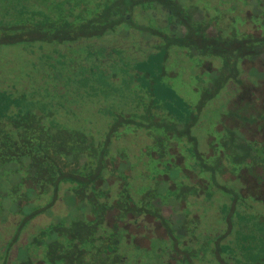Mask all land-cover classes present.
<instances>
[{
    "label": "trees",
    "instance_id": "1",
    "mask_svg": "<svg viewBox=\"0 0 264 264\" xmlns=\"http://www.w3.org/2000/svg\"><path fill=\"white\" fill-rule=\"evenodd\" d=\"M199 1L208 21H216L219 27L213 39L201 34V30L196 34L191 29L188 38L165 35L166 43L158 44L162 29L152 28L160 25L153 22V13L162 16L160 6L166 5L164 0H107L97 4L102 7L92 17L78 22L74 20L79 14L72 5L81 6V0H58L63 5L59 4L58 20L51 16L39 20L37 8L26 6L28 10L24 11L23 5L19 8V24L4 25L8 32L0 33V39L6 36V42L15 44L23 39H18V30L24 29L29 40L45 39L59 46L58 59L59 55L74 54L79 65L81 61L84 65L82 73L69 77L72 80L68 83L57 82L58 90L49 83L50 73L30 89L7 78L0 88V218L20 213L24 225L39 213L60 205L57 201L62 197L69 200L71 208L49 225L56 228L50 242L42 244L22 235L28 246L20 256L23 264L32 262L26 250L31 245L53 244L57 246V255L69 234L76 245L95 246L100 244L96 240L101 237L107 238V246L112 245L115 233L106 216L115 205L119 207L117 218L129 211L155 213L173 233L175 223L166 219L156 205L159 196L168 199L175 213H183L182 227L185 224L186 228L198 231L193 247L185 248L197 264H206L211 257L220 264H264V36L261 40L255 36L249 39L241 30V12L248 1ZM133 4L141 7L139 13L145 19L140 26L128 20ZM151 4L156 10L149 9ZM146 9L147 19L143 15ZM231 12L236 13L227 31L222 25L226 13ZM147 27L154 33L156 43L134 48L133 40L143 39ZM165 30L172 32L168 26ZM11 31L15 37L10 35ZM132 35L133 40L128 38ZM115 36L120 40L127 37L128 41L112 42ZM176 44L187 47V56L198 53L193 66L200 65L211 72L196 104L192 103L193 87L188 86L189 95L185 98L174 89L170 76L176 72L167 61ZM173 53L178 58L176 51ZM57 57L44 61L42 66L50 70L54 62L62 64ZM72 86L85 90V104L97 109L95 117L104 119L105 132L96 130L95 119H88L81 128L69 127L68 121L59 120V108L69 113L61 98ZM118 97L132 108L129 113H117ZM82 103L69 108L81 112ZM204 121H209L207 127L211 125L213 129L205 136L208 147L201 143L199 133ZM125 126L131 127V131L127 132ZM138 131L153 138V157L163 171L142 169L134 179L133 165L143 167L146 162L135 163L132 155L116 152L115 143ZM148 177L153 184L146 186ZM132 181L142 183L135 186L133 194ZM248 196L253 201H246ZM216 205L222 223L218 218L215 223L210 211ZM205 220L210 223L206 229L211 225L224 229L203 234L200 228ZM43 233V239L48 240L45 231L39 237ZM12 236H6L12 237L9 248L18 245L19 236ZM207 239L214 241V251H204Z\"/></svg>",
    "mask_w": 264,
    "mask_h": 264
},
{
    "label": "flooded vegetation",
    "instance_id": "2",
    "mask_svg": "<svg viewBox=\"0 0 264 264\" xmlns=\"http://www.w3.org/2000/svg\"><path fill=\"white\" fill-rule=\"evenodd\" d=\"M164 1L166 5L160 6L162 9V16L156 17L155 13H153V18H155L153 22L156 24L160 23V25L157 24V26H153L152 28L158 27V29H162V37H158L157 39V42H159L158 44L164 45L166 43L165 35H170V37L174 38L180 35L178 38H181V40L188 38L189 30L191 29H194L196 34L201 30V34L206 35L207 38L213 39L216 37L215 34L218 30H215V28L219 27H217L216 21H208V16H206L205 11H203L202 7L198 6L201 4V1L195 5L190 3L192 0ZM245 1H248V4L243 7V12H241L242 22H240L239 25L243 29L244 36L248 34L249 39L255 36V38L261 40L264 36L263 0H255L253 5L250 4L252 0H244V2ZM138 7L141 8L133 4L131 9L133 10L131 13L132 18L128 15V20L133 25L136 24V26H140L141 22L145 20L143 16L140 15V9ZM153 7V4H151L149 9ZM152 10H156V8ZM196 25H198L199 28L196 27ZM247 25H249V27H247ZM167 26L172 32H167L165 30ZM144 34L145 37H143V39L140 38L139 42L135 39L133 40L132 45L134 48H136L138 44H141L142 48L145 44L150 46L156 43V37L154 33L151 32L150 27H147V31ZM152 40L154 41L153 44L151 43ZM259 45L261 44L257 46ZM190 197L189 199H192L193 195L191 194ZM114 200H117V198ZM156 201V205L160 207L161 214L166 219L175 223L177 228L173 233L168 230L164 221L155 213L142 211L138 214H134L129 211L123 218H117L119 207L115 205L116 207H112L109 214L106 216L109 225L112 227L113 233H115L112 245L107 246L108 240L103 237L96 240V243L100 244L95 246L91 244L76 245L75 242L71 240V235L69 234L66 235L68 241L62 245L59 251H56L57 255H55L57 246L52 244L49 247H44V245H42L45 241L50 242L51 239L53 240L55 236V226L53 228L49 226L51 225L50 218L52 214L58 213L57 208L55 209V205L51 207L50 210L39 213V215L30 219L24 225L22 224L23 214H8L0 218V235L3 236V239L0 237V264H23L20 256L22 255L23 249L25 250L28 246L26 247L27 241L23 240L22 235L25 237L28 235L29 238L33 237L35 239L34 241L38 240V242L42 243L41 246L32 243L33 245L26 249L27 254L32 259L31 264H197L195 259H190L188 256L189 250L187 251L185 248L193 247V242L196 239L198 231L195 229L193 230L191 227L186 228L185 224L184 227H182V220L184 219L183 213H181V215H179V212V214L175 213L172 204L169 203L165 196H159ZM57 202H61V214L64 216L68 214V211L71 210L68 206L69 200L62 197L58 199ZM134 204L132 203V206H134ZM190 206H192V204ZM167 208H169L168 212H166ZM86 216L88 215L85 214V217ZM55 217H57V215L53 216V220ZM187 224H189V222ZM95 227L97 228L98 225L96 224ZM41 231L46 232V238L49 241L43 239L44 233L41 234V236L43 235L41 238L39 237ZM99 231L101 232V229ZM10 234L11 236L14 234H16V237L19 236L17 241L18 245L13 248L8 247V242L13 236H6H10ZM207 240L209 243L210 239ZM110 241H112L111 238ZM103 242H106V244ZM48 249L50 252H48ZM102 249L105 253H103ZM233 263H235V261Z\"/></svg>",
    "mask_w": 264,
    "mask_h": 264
},
{
    "label": "rangeland",
    "instance_id": "3",
    "mask_svg": "<svg viewBox=\"0 0 264 264\" xmlns=\"http://www.w3.org/2000/svg\"><path fill=\"white\" fill-rule=\"evenodd\" d=\"M73 1H80V0H73ZM82 5L77 6V5H72L74 6L77 10L76 14H79V18L74 20V21H84L88 17L93 16L94 11H99L102 6H98L97 4H105L107 0H81ZM183 1V0H180ZM255 0H252L250 4L253 5ZM84 2V3H83ZM199 0H192L190 3L192 4H198ZM183 3V2H182ZM222 1H220V4ZM59 4L62 5V3H59L58 0H0V33L8 32V30L5 28L4 25H9L10 23H17L19 24L21 15L19 13V8H21L23 5L24 11L28 10L27 7H34L37 8L38 11V18L39 20H46L49 16H51L53 19L58 20L61 16V11H59V7H61ZM68 5V4H67ZM235 5V4H233ZM249 7V6H248ZM69 8V7H68ZM81 11V13H80ZM146 14H143L144 17L147 19L149 17L148 11L149 9H146ZM237 12V11H236ZM236 12H231V13H226L225 15V21L224 24L222 25L223 28L227 29V31L232 27L231 26V21L235 15ZM146 15V16H145ZM25 16V15H24ZM2 26V27H1ZM198 27V25H196ZM218 27V26H217ZM249 27V25H247ZM199 28V27H198ZM218 28H215L217 30ZM241 30H243L241 28ZM18 39L23 37L22 40H17L15 44H10L9 42H6V36H4L2 39H0V88L4 87V79H10L11 81H15L19 83L20 85L25 84L26 86H29V89L35 86H38L40 83L41 79H45L47 76V73H50V80L49 83L52 85L54 90H58L55 87L57 86V82L62 83L64 85L65 82L68 83L69 80H72L71 78H74V75H80L82 71L84 70V65H82L83 61L80 62L81 65H79L78 56L73 55H59V59L62 60V64L59 62L53 64L51 66L50 70H47V67H43L42 63L46 60H49L51 62V59L54 57H57V52L60 50L59 46L56 44H52L50 42H47L45 39H32L29 40L28 36L25 34V31L20 29L18 30ZM14 31H11L12 37L14 35ZM6 35V34H5ZM148 35V34H146ZM133 40V35L132 37H128ZM4 39V40H3ZM126 40H120L119 37L115 36L112 40V42H117V41H128L127 37L123 38ZM32 43V44H31ZM151 43H154L152 40ZM66 47V46H65ZM186 46H180L176 44L175 46H172L171 51L177 53L178 58L175 57L173 52L170 51L169 57H168V66L172 65V69H174V72L176 74L172 77L173 78V86L174 89L176 90V93L181 95L182 97H187L189 95L188 93V86L193 87V100L192 103L196 104L203 92V87L208 84L209 81V76L211 74L210 70L208 68L204 69L200 65L193 66L196 60H198V53L197 55L190 57L189 55L187 56L186 53ZM69 52H72V50H69ZM84 57L81 55V58ZM98 57H101V53H98ZM55 58L53 60H55ZM58 59V57H57ZM58 59V60H59ZM178 59V60H177ZM57 60V61H58ZM67 66H66V65ZM70 64V65H69ZM201 67V68H200ZM195 68V69H194ZM176 69V70H175ZM201 69V70H200ZM202 69H204L202 71ZM49 71V72H48ZM121 79V74H118ZM12 77V78H11ZM71 77V78H69ZM61 78V79H60ZM212 78V77H211ZM60 79V80H59ZM169 80V77L167 76L166 78ZM120 86H122V82L119 83ZM67 90V89H66ZM69 91L65 92L62 94L63 102H66V107L69 109V113L63 109L59 108V111L56 112L59 116V120L62 119V123H67V121L70 123L69 127H77L81 128V125H83L84 122L88 121V119H95V123L97 125L96 130H102L105 132L107 130V125L104 119L101 118H96L95 115H97V109L96 108H91L90 106H87L85 104V95H84V89L81 87L77 86H72V88L68 89ZM54 95H57L56 92H54ZM59 96V95H58ZM119 98V97H118ZM83 104V109L81 108V112H75L72 111L73 109L69 108L70 105L72 104ZM125 99L119 98L118 102L116 104L117 106V113L118 114H125V111L129 113L132 108L128 106L129 104L125 105ZM212 105V102L209 104ZM56 104L52 106L55 107ZM94 114V115H93ZM207 115V110L202 114L203 118H206ZM218 115V113H217ZM214 116V115H213ZM209 117H211V114H209ZM214 118V117H212ZM211 119V123L214 122V119ZM209 119V118H208ZM208 122L205 121L202 123L201 130H200V137L202 138L201 143L203 146L208 147L207 141H205V136L207 133L212 131L211 125L208 126ZM85 124V123H84ZM127 132L131 131V127L127 128L125 126ZM93 130V128H92ZM122 131V130H121ZM121 133V132H119ZM141 131L137 134L130 135V137H126L125 139L119 138L116 141V152L119 151H124L128 153L129 155H132L134 157L135 163L139 162L140 160H143L146 162V164L143 165V167H138L137 165H133L134 167V179L138 177L137 174L141 172L142 169H145L150 172H157V171H163V167L158 165V159L153 157V151L155 150L154 144H153V138H149V136L141 135ZM213 155H209V160L211 161L213 158ZM142 165V164H141ZM144 183V182H143ZM228 183V182H227ZM132 185L131 192L133 194L135 190V186H139L142 183H135V181L130 182ZM153 181L151 178L148 177V180H146L145 185H152ZM62 194L61 196H63ZM136 196V195H135ZM246 201H253V198L251 196H248L245 198ZM213 201V200H212ZM194 205L190 206L191 213ZM261 206V204H260ZM57 208V214H52V217L50 218V223L53 222V216L57 215L60 216L62 213V207L60 205H56L55 209ZM210 211L212 213V216L214 218V222L222 223L223 221L219 218V215L216 212L218 207L217 205L215 206V209L210 207ZM262 208L264 206L262 205ZM169 208L166 209V212H168ZM222 215V214H221ZM221 217V216H220ZM56 218V217H55ZM14 220V218H13ZM207 220H205L201 224L200 232H203V234H215L218 231H222L224 228L221 227L219 230L214 228L213 225L205 228L207 226ZM196 223V222H195ZM30 228V227H29ZM214 228V229H213ZM205 230V231H203ZM214 241H209L207 245L204 246V251L206 252L211 248L212 251H214L215 248L212 249ZM199 248H201L199 246ZM215 254V252H214ZM211 256H208V258ZM198 262V261H197ZM205 263V262H204ZM206 264H220L219 261L214 260L209 258L208 263Z\"/></svg>",
    "mask_w": 264,
    "mask_h": 264
}]
</instances>
